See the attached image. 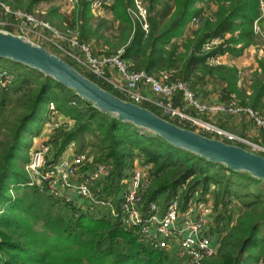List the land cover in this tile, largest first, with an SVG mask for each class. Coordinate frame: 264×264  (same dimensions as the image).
Wrapping results in <instances>:
<instances>
[{
    "label": "trees",
    "instance_id": "16d2710c",
    "mask_svg": "<svg viewBox=\"0 0 264 264\" xmlns=\"http://www.w3.org/2000/svg\"><path fill=\"white\" fill-rule=\"evenodd\" d=\"M51 1L54 0H0L13 10L25 12ZM144 1L149 22L147 33L127 10L133 0H112L108 6L110 20L95 18L88 4L82 1V10L71 17L62 15L61 19L66 28L77 24L81 40H102L108 44L105 54L115 53L124 46L121 56L131 70L148 74L172 72L192 89H197L205 79L221 81L220 102L226 104L236 94L241 98L238 101L241 106L264 116V56L259 58L258 66L250 72L243 87L239 85L236 66L207 63V58L212 56L237 58L256 43L253 26L256 20L264 19V0ZM193 17L199 18V24L186 35ZM214 37L222 41L203 52L202 44ZM64 60L120 97L112 87L75 67L70 60ZM1 69L12 73L13 79L0 89V105L14 93L17 106L23 110L7 129L0 127L4 135L3 142L0 141V264H179L175 254L139 243L133 230H124L108 211L106 215L101 213L107 208L94 206L92 209L99 211L95 213L91 209L92 213L83 212L75 217L76 205L72 201L27 185L23 164L28 160L30 140L23 141L22 137L26 133L30 137L39 133L48 117L45 109L49 103L73 124L57 127L46 141L50 147L48 163L57 161L72 143L76 145L74 152L88 148L94 162L111 163L110 174L102 181L105 185L96 193L104 200L113 197L115 203L119 201L121 182L130 175L136 160L150 166V182L142 192L145 207L155 202L162 208L174 197L184 204L195 190H200L201 199L210 192L215 207L221 209L215 218V232L221 237L216 253L202 264H264V180L212 162L170 144L153 132L121 121L34 68L0 57ZM180 99V94L173 97L174 106H180ZM143 106L181 127L195 130L162 116L153 106ZM188 112L196 114L191 108ZM241 113L250 118L246 112ZM224 114L225 118L232 116ZM202 118L208 119L206 114ZM33 121L37 124L31 127ZM225 123L219 122V126L226 127ZM257 127L262 142L257 138L254 142L264 146V128ZM200 133L210 137L206 132ZM235 144L247 148L240 142ZM13 192L17 194L15 197ZM228 204L238 205L242 210L230 226L226 224L230 222Z\"/></svg>",
    "mask_w": 264,
    "mask_h": 264
},
{
    "label": "built area",
    "instance_id": "2783aa9c",
    "mask_svg": "<svg viewBox=\"0 0 264 264\" xmlns=\"http://www.w3.org/2000/svg\"><path fill=\"white\" fill-rule=\"evenodd\" d=\"M81 1H86L92 11L112 4V0H79L76 3H81ZM133 2L134 8H128V12L147 33L149 30L147 9L141 0H133ZM0 7H2L0 17L6 13H10L11 16L19 14L15 10L8 9L3 2H0ZM24 13L28 14L25 11ZM25 18L32 19L31 16L26 15ZM198 23L199 18L197 17H193L190 22L192 26H197ZM39 24L51 31L54 30L47 23L40 22ZM1 25H3L2 31L9 27V23L0 20ZM253 28L254 33L264 40V24L256 20ZM54 32L57 39L68 40L71 48L62 49L59 44L50 41L64 50L78 66L85 68L102 84L112 87L121 99L141 106L148 104L157 108L162 116L194 127L195 131H203L210 136L213 134L219 139H227L232 143L240 142L249 147L251 151L264 153V146L261 143H252L211 124L208 119L198 118L201 113H205L208 117L210 113L235 115L246 112L256 126L264 128V118L252 109L241 106L234 98L226 104L204 102L185 81L175 77L172 72L160 71L157 75H153L143 70H131L127 61L121 56V50L112 54L94 55L87 45L70 39V35L76 34L73 31L67 30L64 34L61 32V35L56 30ZM221 41L219 37L205 40L202 44V51H208ZM226 56L209 57L207 63L209 65L222 64L221 60ZM12 78L13 74L8 70H0V84L6 85L11 82ZM146 88L154 94L152 97L145 94L143 90ZM176 94H180V106L173 104V97ZM189 108L194 109L196 114L189 113ZM64 123L68 124L64 121L61 125H65ZM61 125L58 122L45 124V134L49 135L46 141ZM49 149L45 141H40L36 147L30 149L29 159L25 163V170L29 176L27 185H35L40 191L45 190L55 198L72 201L74 205L84 210H91L94 206L105 207L110 215L118 220L123 229L135 232L139 243L164 251L176 247L179 254L184 255L190 264H202L204 259L216 253L221 235L215 232L217 210L213 198L209 197L210 192H207L201 199L199 198L200 190H195L184 204L179 201L178 197H174L162 208L155 202L145 207L142 203V192L150 182V166L134 164L130 175L121 182L119 201L114 205L111 199L98 198L92 190L94 184L101 183L110 174L111 163L94 162L86 152L74 151L71 154L64 152L57 161L48 163ZM73 195L76 199L72 197Z\"/></svg>",
    "mask_w": 264,
    "mask_h": 264
},
{
    "label": "rangeland",
    "instance_id": "374dc122",
    "mask_svg": "<svg viewBox=\"0 0 264 264\" xmlns=\"http://www.w3.org/2000/svg\"><path fill=\"white\" fill-rule=\"evenodd\" d=\"M77 1H79V0H77ZM77 1L72 2L71 0H54V1H51L50 3H41L40 5L36 6L32 12H28V14H25L22 9H16L15 12L19 13L17 16H11L10 13H6L0 17V20L3 22L9 23V27H11V30H6V28H4L5 31L11 32V33L18 35V36L21 35V37H25V38L29 39V41H31L32 43L45 47L50 52L58 55L62 59L70 60L74 64L75 67L81 69L82 71L88 72L85 68L78 66L75 63V61L72 58H70L69 55L64 50H62V49L67 50V49L71 48L69 46V41L66 40L65 38L60 39V40L57 39L56 34L54 32L56 30L58 32V34L61 35V32H62V34H64L65 31L71 30L76 34L70 35L69 36L70 39L76 40L79 43L87 45L91 49L92 53H93V51L97 53V54L93 53L94 55H99L101 53L105 54V51L108 48V44H105L102 40L92 41V42H87V41L81 40L79 37V30H78L76 23H75L74 28L70 27V26L66 28L65 27L66 25L63 24L64 21H62V19H61L62 15L63 16L67 15V16L71 17V15L73 13H77L80 10H82V9H80L81 3H76ZM141 1H142V4L147 9V5H146L145 1L144 0H141ZM82 2H86V1H82ZM4 5H6L7 8L10 9L11 11L13 10L6 3H4ZM88 7H89V5H88ZM128 8H134V5H131ZM89 10L93 14V16H95V18L98 17V18H105L108 20L111 19V12L108 10V7H103V8H100L99 10H95V11H92L89 8ZM25 15L31 16L32 19L25 18ZM147 15H148V12H147ZM40 22L47 23L50 27L54 28V30L51 31L50 29L43 27L42 25L39 24ZM261 22L264 24V19H261ZM114 25H116V24H114ZM197 26H192L191 24H189L187 30L185 31V34L186 35L189 34V31L191 29H195ZM2 27H3V25L0 26L1 30H3ZM50 40L59 44V46L62 49L59 48L57 45H55ZM255 41H256V43L254 45L249 46L247 49H245L244 52L242 53V55H240L239 57L234 58V57L226 56V57H223V59L221 60L222 61L221 63H223V64L234 65L237 67L238 75H239V81L238 82H239L240 87H243L246 84V82L248 80L247 78H249V76H250V72L253 71L258 66L259 58H262L264 56V40L260 36L257 35ZM74 50L77 51V49H74ZM116 50L117 51L118 50L123 51L124 46H120ZM153 75H157V74H153ZM203 81L204 82L202 84H198V86H196L197 89H192V88H190V89L193 92L197 93V95L203 97L204 102H207L208 100H210V104H214L212 102H214L215 97H214V94H212V92L216 91V90L219 92L220 86H222L223 83L221 81H218V80L217 81H210L208 79H205ZM9 84H10V82H8L6 85L0 84V89L2 87L6 88ZM208 90H210L209 94L207 92ZM247 93H249L248 90H247ZM232 96L235 100H237L239 102L241 101V98L239 96H237L236 94H233ZM0 99H1V91H0ZM16 99H17V95L14 93L13 94L10 93L9 96L4 98L3 104L0 105V127H2L3 129H5V128L7 129L6 126L10 122H12L13 120H16L19 113L23 110L21 107L17 106L18 104L16 103ZM46 108L47 109H45V113L47 114L48 117L43 122V125H42L39 133L35 134L32 137H30L28 135V133H26L22 137L23 141H26V140L29 141L30 140V146H29L28 152H27V158L28 159H29V151L31 148L36 147L40 141L46 142V137L49 136L48 134L46 135L45 131H44V126L46 123L51 124V123L58 122L59 125H61L62 122L66 121V122H68V124L70 126L73 124V121L71 119L63 116L62 114L58 113V111H56L53 103H49ZM204 114L205 113L199 114L198 118H202V116H204ZM258 115L262 116L264 118L263 115H260V114H258ZM232 116H234V115H232ZM238 117H240V119H238ZM241 117H242V113L235 114V118L234 117H232V119L226 118L227 120H225L224 119L225 117H223L222 114L210 113V115L208 116V120L213 125H216V126L222 128L228 132H231V133H233V134H235L241 138H244V139H246L252 143H255L254 142L255 140H254V137L252 134H253V132L256 131V129H258V127L256 125H253L252 119L248 118L247 116L244 117L245 121H242L243 117L242 118ZM222 121L226 122L225 123V124H227L226 127L219 126V122H222ZM36 124H37L36 121H33L31 123V127H34ZM64 124H66V123H64ZM52 135H53V133H52ZM210 137L217 138L213 134ZM3 138H4L3 133H0V141L1 142H3ZM72 144H70L66 148V150L69 147L76 150V145L75 144L72 145ZM246 149L250 150L249 147H247ZM80 152H86V154L88 156L92 157V159L94 160L93 155L89 153L88 148L83 149ZM255 153L260 154L258 151H255ZM50 157H51V155H50ZM20 162H21V160H20ZM134 164L138 165L141 163H140V161L136 160L134 162ZM23 167L25 170V164H23ZM25 172H26V170H25ZM26 174H27V172H26ZM28 178H29V176H28ZM104 180H105V178L103 179V181ZM104 185L105 184L103 182L96 184V185L94 184L93 185L94 187H92L93 192L95 194H97L99 191L96 190V188L101 189L104 187ZM33 186H35V185H33ZM211 189H213V187H211ZM120 191H121V189L118 190V192H120ZM208 194H209V197L212 198L211 194L210 193H208ZM16 195L17 194L14 193V197ZM110 198L112 201L114 200L113 197H110ZM115 202H117V201L114 200V202H113L114 205L117 204ZM55 210H56V208H55ZM216 210H217L216 211V216H217V213L219 214L221 209H220V207H218V208H216ZM226 210H228V212H229V213L227 212V215L230 216V222H228L226 224H228V226H230L234 223V219H236V217L241 213L242 210L240 209V207L238 205L233 206L232 204L231 205L228 204V206H226ZM91 211L96 213L99 210L92 209ZM91 211L90 210H84L81 207L76 206V210H74L73 214L75 217H79L83 212L90 214V213H92ZM107 211H108V209L101 210V213L106 215ZM222 233H223V231H222ZM0 239H1V237H0ZM166 252H168L170 254H175L179 264H190V262L187 260V258L184 255L179 254V250L176 247L174 249L166 251Z\"/></svg>",
    "mask_w": 264,
    "mask_h": 264
},
{
    "label": "water",
    "instance_id": "95a60500",
    "mask_svg": "<svg viewBox=\"0 0 264 264\" xmlns=\"http://www.w3.org/2000/svg\"><path fill=\"white\" fill-rule=\"evenodd\" d=\"M0 57L34 68L91 101L98 109L121 121L153 132L170 144L227 168L245 171L264 180V156L234 143L181 127L148 108L126 101L95 83L64 59L43 46L0 30Z\"/></svg>",
    "mask_w": 264,
    "mask_h": 264
},
{
    "label": "crops",
    "instance_id": "0c3cea01",
    "mask_svg": "<svg viewBox=\"0 0 264 264\" xmlns=\"http://www.w3.org/2000/svg\"><path fill=\"white\" fill-rule=\"evenodd\" d=\"M144 92H145V94L147 95V96H150V97H152L154 94L148 89V88H146V89H144L143 90ZM210 90H208L207 92H208V94L210 93L209 92ZM212 94H214V102H212V103H221L220 102V97H219V92L216 90V91H213L212 92ZM198 97L202 100V101H204V98L203 97H201V96H199L198 95ZM206 101V100H205ZM207 103H210V100H208L207 101ZM219 114H222V116L223 117H225V116H227L226 114H224V113H219ZM232 117H234L235 118V115L234 116H228V119H232ZM243 117V120L242 121H245V119H244V116H242ZM241 117V118H242ZM225 120H227L226 118H224ZM238 119H240V117H238ZM245 123V122H244ZM253 125H255L254 123H253ZM253 137L254 138H257L258 139V141L259 142H262V136H261V132H260V129L258 128V129H256V131L255 132H253ZM73 151H74V149L73 148H71V147H69L66 151H65V153H67V154H71V153H73ZM74 199H76V196L75 195H73L72 196Z\"/></svg>",
    "mask_w": 264,
    "mask_h": 264
}]
</instances>
